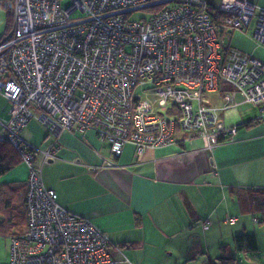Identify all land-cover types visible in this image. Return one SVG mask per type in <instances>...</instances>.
<instances>
[{
    "label": "built area",
    "instance_id": "2783aa9c",
    "mask_svg": "<svg viewBox=\"0 0 264 264\" xmlns=\"http://www.w3.org/2000/svg\"><path fill=\"white\" fill-rule=\"evenodd\" d=\"M63 1L13 0L12 31L0 43V95L9 103L0 141L28 169L27 226L11 236L8 264H118L108 235L44 184L64 134L93 131L115 157L132 145L140 162L149 149L185 141L201 140L210 153L233 143L237 129L221 114L241 105L264 116V63L218 35L254 22L253 39L264 46V8L248 0ZM143 10L151 14L132 19ZM224 87L231 91L217 96ZM33 119L49 142L39 154L22 137Z\"/></svg>",
    "mask_w": 264,
    "mask_h": 264
},
{
    "label": "crops",
    "instance_id": "0c3cea01",
    "mask_svg": "<svg viewBox=\"0 0 264 264\" xmlns=\"http://www.w3.org/2000/svg\"><path fill=\"white\" fill-rule=\"evenodd\" d=\"M248 1L264 8V0ZM220 29L230 47L264 63V46L253 39L252 27ZM227 91L224 87L217 96ZM221 121L237 129L233 143L210 153L201 150V140L185 141L149 149L140 162L132 145L115 157L95 132L73 130L62 136L57 159L44 167V184L57 193L61 207L108 235L107 253L118 264H225L230 258L234 261L227 264H237L243 257L262 264L264 116L256 107L241 105L221 114ZM42 127L27 126L23 139L32 143L36 136L41 145L47 140ZM22 163L0 177V238L9 241L27 226L28 172ZM242 235H252L253 242L236 243Z\"/></svg>",
    "mask_w": 264,
    "mask_h": 264
},
{
    "label": "rangeland",
    "instance_id": "374dc122",
    "mask_svg": "<svg viewBox=\"0 0 264 264\" xmlns=\"http://www.w3.org/2000/svg\"><path fill=\"white\" fill-rule=\"evenodd\" d=\"M12 2H13V0H0V43L3 42L8 37V35H10V33L12 31L11 20H9L10 19L9 11L11 9ZM69 3H70L69 0H64L62 4L65 6V5H68ZM150 14H151L150 11H147V10L138 11V12L134 13V15L132 16V19L133 20H141L142 18L148 17ZM253 26H254V22L252 23V27ZM220 33H221V29L219 28L218 34L220 35ZM252 35H253V32H252ZM227 37H228V34H226L224 31H222L221 40L223 41V43L226 46L230 47L228 44ZM231 48H233V47H231ZM233 49H236V48H233ZM236 50H238V49H236ZM238 51H240V50H238ZM244 53H246V52H244ZM246 54H248V53H246ZM6 108L9 109V103L3 96L0 95V120L1 121L7 120V115L5 112ZM37 123H39L38 120L33 119L30 121V123L27 126H30L31 124H37ZM0 133H1V127H0ZM44 142H45V145H43ZM34 143H36V144H34ZM28 144H30V146H32L34 149L38 150V152L36 154H39L40 151L47 149V145L49 144V142H48V140H46V141H43L41 145H38L40 143H39L38 138L35 136V138H33V140H32V143L28 142ZM22 164L25 165L24 163H22ZM26 168H27V166H26ZM27 172H28V169H27ZM254 222L256 223V220H254ZM260 250H261V254H263V256L260 257L259 260L261 261L262 264H264V239L262 237H261ZM240 259H242V258H240ZM240 259L236 260L237 264H241V263H239ZM249 260H253V258H250ZM242 261L244 264H251L249 262H246V258H244V257H243ZM8 263H9V240L7 238H0V264H8Z\"/></svg>",
    "mask_w": 264,
    "mask_h": 264
},
{
    "label": "trees",
    "instance_id": "16d2710c",
    "mask_svg": "<svg viewBox=\"0 0 264 264\" xmlns=\"http://www.w3.org/2000/svg\"><path fill=\"white\" fill-rule=\"evenodd\" d=\"M9 16L11 20V26L13 25V11H12V7L9 11ZM215 21L219 20V15L215 14ZM8 28V27H7ZM19 154L17 153V151L8 143V142H2L0 141V177L4 174H6L14 165H17L19 163V161L21 160V157L18 156ZM19 157V158H18ZM19 159V161H18ZM21 234V233H20ZM253 236L252 235H242V236H238L235 238V242L239 243V242H243V241H249L251 240V242H253ZM227 264V262H232L234 261V259H228L225 260Z\"/></svg>",
    "mask_w": 264,
    "mask_h": 264
}]
</instances>
